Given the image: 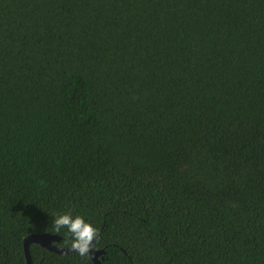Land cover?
Instances as JSON below:
<instances>
[{
  "label": "trees",
  "instance_id": "1",
  "mask_svg": "<svg viewBox=\"0 0 264 264\" xmlns=\"http://www.w3.org/2000/svg\"><path fill=\"white\" fill-rule=\"evenodd\" d=\"M63 214L102 264H264V0H0V264Z\"/></svg>",
  "mask_w": 264,
  "mask_h": 264
},
{
  "label": "clouds",
  "instance_id": "2",
  "mask_svg": "<svg viewBox=\"0 0 264 264\" xmlns=\"http://www.w3.org/2000/svg\"><path fill=\"white\" fill-rule=\"evenodd\" d=\"M61 227L67 228L73 237L70 250L78 252L81 257L87 256L94 246L93 241L97 238L99 230L86 222L82 216L73 217L71 214L59 215L54 220V230L59 232Z\"/></svg>",
  "mask_w": 264,
  "mask_h": 264
},
{
  "label": "water",
  "instance_id": "3",
  "mask_svg": "<svg viewBox=\"0 0 264 264\" xmlns=\"http://www.w3.org/2000/svg\"><path fill=\"white\" fill-rule=\"evenodd\" d=\"M60 237L56 234H51V233H32L28 234L24 239H23V247H24V254L26 257L27 264H31L30 262V255H29V244L30 243H37L44 248L57 252V253H68L72 252L70 250V247H60L56 245L54 242L58 241ZM102 249H94L92 248L89 252L90 258L93 260L95 264H102L100 260L98 259V256L100 253H102Z\"/></svg>",
  "mask_w": 264,
  "mask_h": 264
}]
</instances>
